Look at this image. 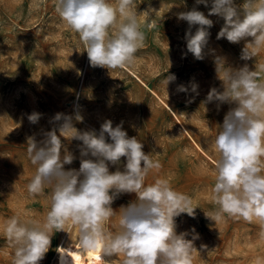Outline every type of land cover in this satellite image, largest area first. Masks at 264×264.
I'll list each match as a JSON object with an SVG mask.
<instances>
[{
  "label": "rangeland",
  "instance_id": "374dc122",
  "mask_svg": "<svg viewBox=\"0 0 264 264\" xmlns=\"http://www.w3.org/2000/svg\"><path fill=\"white\" fill-rule=\"evenodd\" d=\"M109 2L115 4L116 0ZM243 2L234 0L237 6ZM136 5L146 39L129 66L170 103L191 135L216 160L214 138L235 104L204 103L211 88L223 91L214 58L224 57L226 67L239 69L246 64L254 71L264 64V48L252 59L242 60L241 51L251 37L238 44L225 38L218 40L224 19L208 16L212 0L207 6L196 0H136ZM193 8L213 21L207 29L210 35L203 60L187 51L185 35L189 26L177 18L178 13ZM197 27H192L193 34ZM257 71L264 79V72ZM168 75H174L175 80L166 87L164 78ZM192 83L198 85V95L191 92ZM179 85L189 91L178 92ZM76 106L82 122L75 120ZM34 112L41 114L36 124L28 119ZM57 113L71 116L73 126L80 131H87L88 123L98 130L105 120H111L113 127L122 123L129 137L143 143V151L161 165L159 170L149 172L145 185L166 179L174 190L188 195L196 208L194 217L181 214L175 218L177 234L187 232L185 238L192 239L194 228L199 235L194 241L197 251L193 253V264H264V237L258 222L248 223L226 214L214 222L205 215L218 209L212 194L215 164L198 150L153 93L125 69L90 65L78 34L57 13L56 0H0V264H13L15 247L7 235L8 222L15 218L29 225L43 224L50 209V186L35 196L27 189L37 170L28 155L27 138L40 140L43 132L54 127L58 130L64 121L53 122ZM60 139L61 155L67 150L75 156L65 170H79L80 160L90 158L81 157L82 141ZM122 158L124 164L109 165L110 172L117 167L123 171L126 158ZM136 199L135 193L122 194L112 208L119 212ZM69 227L53 231L49 251L39 264H58L59 247ZM104 227L109 234L117 233L119 214L105 221ZM201 245L207 248L201 250ZM107 259L108 264H120L123 257ZM93 264L105 261L100 256Z\"/></svg>",
  "mask_w": 264,
  "mask_h": 264
},
{
  "label": "clouds",
  "instance_id": "9594fccd",
  "mask_svg": "<svg viewBox=\"0 0 264 264\" xmlns=\"http://www.w3.org/2000/svg\"><path fill=\"white\" fill-rule=\"evenodd\" d=\"M196 3L207 6L208 0ZM136 9V0H116L115 4L109 0H56L57 13L78 34L90 65L107 69L131 65L144 44L146 37ZM212 15L224 19L218 40L225 38L238 44L252 38L241 51L242 60L252 59L264 48V0H244L239 6L234 0H212L208 16ZM208 16L196 8L177 15L189 26L186 47L197 60L204 59L210 35L207 29L213 25ZM193 26H199L195 34ZM214 64L223 91L211 88L204 103L219 101L235 107L226 113L213 141L218 158L212 194L218 209L205 215L214 222L225 214L248 223L258 222L264 237V79L257 71L264 72V64L254 71L246 64L233 69L225 66L222 56H215ZM174 80V75L164 78L166 87ZM190 90L199 94L195 83ZM177 91L187 93L189 88L179 85ZM40 118L41 114L35 112L28 116L33 124ZM62 119L59 129L43 132L42 139L27 138L29 158L37 166L28 192L33 196L43 194L46 186L52 191L43 224L29 225L15 218L8 222L7 235L15 247L13 264H39L49 251L53 231H64L66 225L78 228L80 250H99L105 264L113 256L123 257L120 264H193L197 251L194 241L199 235L194 228L192 239L185 238L187 232L177 234L175 218L181 214L194 217L196 208L188 195L174 190L166 179L145 185L149 172L159 170L161 165L143 151V143L129 137L122 123L113 127L111 120H105L97 134L95 130H77L72 117L62 113H57L53 122ZM75 120L82 122L83 117L76 114ZM61 136L82 141L81 157L90 158L80 160L79 170H65L75 156L67 150L61 155ZM122 157L126 158L123 171L117 167L110 172L109 165H119ZM127 193H135L136 201L114 211L113 202ZM117 213L120 230L109 234L104 222ZM206 248L201 245V250ZM58 252L62 259L72 254L67 249Z\"/></svg>",
  "mask_w": 264,
  "mask_h": 264
},
{
  "label": "bare ground",
  "instance_id": "6f19581e",
  "mask_svg": "<svg viewBox=\"0 0 264 264\" xmlns=\"http://www.w3.org/2000/svg\"><path fill=\"white\" fill-rule=\"evenodd\" d=\"M127 71V73L131 74L137 81H139L142 85H144L146 88H148L151 93L166 107V109L169 110L170 114H172L173 118L179 123L180 127L188 134V136L191 138L192 142L195 144V146L198 148V150L209 160H211L215 164V159L207 152V150L198 142L196 139L191 135L190 131L186 128V126L183 124L180 116L178 115V112H176L170 103L162 97L155 89L151 88L141 77L140 75L129 65H126L123 67ZM77 114L81 115L79 108L76 106L74 107ZM82 116V115H81ZM88 130H95L97 134H99L98 128L88 123ZM192 143V144H193ZM124 164V159L121 158V161L119 165ZM78 235L79 230L77 227L70 226L67 230V233L64 236V240L61 242L59 248L67 249L72 251L71 257H64V259L61 258V254L59 252L58 257V264H93L96 262L100 256L101 252L99 250H93L89 252H82L79 248L78 244ZM63 249H59V251H63ZM255 263V262H254Z\"/></svg>",
  "mask_w": 264,
  "mask_h": 264
}]
</instances>
